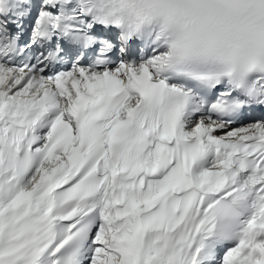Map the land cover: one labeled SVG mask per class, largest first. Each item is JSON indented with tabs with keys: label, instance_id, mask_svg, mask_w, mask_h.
<instances>
[{
	"label": "snow or ice",
	"instance_id": "6c2138e0",
	"mask_svg": "<svg viewBox=\"0 0 264 264\" xmlns=\"http://www.w3.org/2000/svg\"><path fill=\"white\" fill-rule=\"evenodd\" d=\"M0 264H264V0H0Z\"/></svg>",
	"mask_w": 264,
	"mask_h": 264
}]
</instances>
